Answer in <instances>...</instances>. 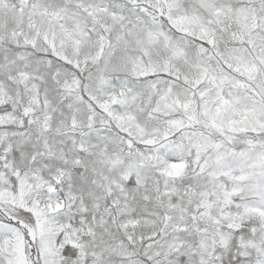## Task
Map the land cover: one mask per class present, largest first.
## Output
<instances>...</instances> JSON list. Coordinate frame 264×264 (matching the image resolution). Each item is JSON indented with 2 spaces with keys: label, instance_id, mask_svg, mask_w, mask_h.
<instances>
[{
  "label": "snow or ice",
  "instance_id": "1",
  "mask_svg": "<svg viewBox=\"0 0 264 264\" xmlns=\"http://www.w3.org/2000/svg\"><path fill=\"white\" fill-rule=\"evenodd\" d=\"M0 264H264V0H0Z\"/></svg>",
  "mask_w": 264,
  "mask_h": 264
}]
</instances>
